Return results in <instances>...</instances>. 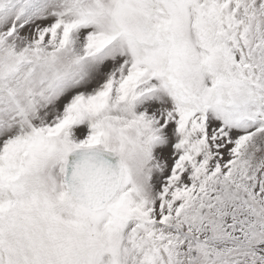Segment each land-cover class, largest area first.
Here are the masks:
<instances>
[{"label":"snow or ice","instance_id":"6c2138e0","mask_svg":"<svg viewBox=\"0 0 264 264\" xmlns=\"http://www.w3.org/2000/svg\"><path fill=\"white\" fill-rule=\"evenodd\" d=\"M0 264H264V0H0Z\"/></svg>","mask_w":264,"mask_h":264}]
</instances>
